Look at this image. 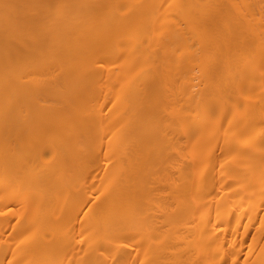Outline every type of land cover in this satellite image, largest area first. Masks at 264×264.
Here are the masks:
<instances>
[{
    "label": "bare ground",
    "instance_id": "1",
    "mask_svg": "<svg viewBox=\"0 0 264 264\" xmlns=\"http://www.w3.org/2000/svg\"><path fill=\"white\" fill-rule=\"evenodd\" d=\"M0 264H264V0H0Z\"/></svg>",
    "mask_w": 264,
    "mask_h": 264
}]
</instances>
